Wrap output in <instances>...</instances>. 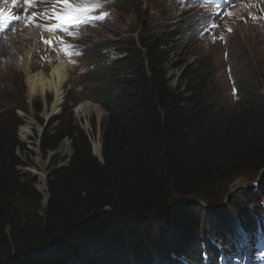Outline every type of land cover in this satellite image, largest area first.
<instances>
[{
    "label": "trees",
    "instance_id": "1",
    "mask_svg": "<svg viewBox=\"0 0 264 264\" xmlns=\"http://www.w3.org/2000/svg\"><path fill=\"white\" fill-rule=\"evenodd\" d=\"M171 37L125 38L120 59L88 62L81 96L105 112L100 159L69 109L39 122L43 155L71 146L65 164L53 161L45 204L19 172L31 152L16 108L0 113V264H264V240L250 239L264 236V82L235 84L237 112L214 96L207 68H185L171 87ZM239 177L257 179V193L205 203Z\"/></svg>",
    "mask_w": 264,
    "mask_h": 264
},
{
    "label": "rangeland",
    "instance_id": "2",
    "mask_svg": "<svg viewBox=\"0 0 264 264\" xmlns=\"http://www.w3.org/2000/svg\"><path fill=\"white\" fill-rule=\"evenodd\" d=\"M117 2V0H100L95 3L98 7L107 9L113 7L109 10L111 14L108 16L109 21L102 25L108 26L109 29L101 35L94 37V33H90L96 29H87L80 36L77 34L71 36L68 32L61 31L57 34L64 46L63 54L66 46L72 49L71 54H64L63 57L48 56V51L42 50L41 44L35 47L32 41L29 47L28 41L21 43L25 47L20 54L24 55L25 51L32 49V58L29 61L31 71L34 73H45V75L50 73L49 71L59 65L57 64L59 57L67 63V79L61 89L59 106L54 112L51 111L53 101L51 94L48 96L38 94L35 98L28 99L25 75L17 67L16 58L7 54L5 60H0V113H8L16 108L15 114L21 119V125L17 128L18 139L31 152L26 158L25 155L22 157L27 162H25L26 167L20 168L19 172L36 180L35 188L44 196L43 204L46 201V180L53 167V161L57 157L59 165L65 164L64 160L71 154V146L68 140H64L55 152L43 155L38 149V136L43 129L39 122L45 126L53 116L60 114L61 109H69L77 125L86 132L93 153L95 143L100 142V124L105 112L98 105L81 96L83 74L88 60L98 58L101 49L107 52V59L115 56V51L111 47L113 41L136 38L139 35L171 33L173 41L167 45L170 52L167 62L169 85L174 87L178 83L185 68H190L192 71L202 68L214 71L210 88L216 98L227 100L229 111H238L235 84L239 80L249 78L259 83L264 82V13H262L264 0H236L228 12H225L226 9L217 11L213 7L209 10L193 7L190 11H186L187 8L179 3L181 0H129L127 4L129 7L121 11L114 5L118 4ZM211 4H207V7ZM254 10L257 13L253 12ZM220 13L222 16L219 15ZM212 14L216 18H213ZM241 19L244 21H240ZM6 32L7 30L4 29L1 34L3 39ZM186 38L188 39L184 44H179ZM5 48L0 45L2 54ZM75 48L86 51L83 58L75 54ZM41 54L44 56L38 58ZM4 66L6 67L3 68ZM261 89L264 92V87ZM4 100L8 101L7 105ZM80 105L87 106L89 112L79 116L76 109ZM38 107L41 108V112L36 115L35 109ZM28 121H30V133L27 139L23 140L20 130ZM255 189V181L244 177L226 179L212 190V197L205 203L221 206L225 204L226 197L240 190L254 192ZM206 204L204 206H207ZM261 205H264V202H261ZM207 231L204 225L202 232ZM202 238H205V234H202ZM263 240L264 236L258 235L255 236L254 243L258 244ZM163 244L167 246L168 239H163Z\"/></svg>",
    "mask_w": 264,
    "mask_h": 264
},
{
    "label": "bare ground",
    "instance_id": "3",
    "mask_svg": "<svg viewBox=\"0 0 264 264\" xmlns=\"http://www.w3.org/2000/svg\"><path fill=\"white\" fill-rule=\"evenodd\" d=\"M57 1L58 0H42V1L41 0H30L31 6H29V3L26 2V0H17V5L13 7L12 0H0V9H3L5 13L11 12L13 16H19V17L24 18L21 25L19 26H18L17 21L13 19L6 22L9 26V29H7L6 34H4L5 39L0 37L1 47L3 48L6 47V48L3 54L0 52V60H5V58L8 55L16 58L15 61H16L17 67L21 69L23 74L25 75V83L28 88L27 89L28 99L35 98V96L38 94L42 96H48L49 94H51L53 96V101L51 104L52 112L56 111L59 106L61 89L67 79L68 66H67L66 61L59 58L60 60L57 63L59 65H56V67H54L53 70L51 68L52 71H49L50 73L46 75L45 73L44 74L34 73L31 71L30 61H29V59L32 58V53H31L32 49L30 48L29 51H25L24 55L20 54V51L24 49L25 47L21 45V43L23 42L28 41L29 47H30V45L32 44V41H34V43L37 41H40V42L44 41V36L42 34V28L37 26L31 20H29L28 17L30 18V16H32L33 13L37 11L40 12L44 6H47V7L56 6ZM63 3L65 4L59 5V6H64L62 8L65 11L69 9L68 7L69 5H71L72 8L93 6V5H86L85 0H67V2L64 1ZM185 4H188L187 6H190L191 2L185 3ZM261 7H263V4H261ZM253 12L257 13L256 10H254ZM262 13H264V11ZM184 24L186 25L187 22L185 21ZM15 25L17 26L16 31L14 32V34H11L10 31ZM108 29H109L108 26H101L100 29H96L95 31H90V33L91 34L94 33V37H95L98 34L101 35L103 32H105ZM20 33L21 34L25 33L26 35L22 36L20 35ZM46 50L48 51V48H46ZM49 54L50 56L58 55V52L49 51ZM42 56H44V54H41L40 56H38V58ZM34 67L37 68V66H34ZM87 108H88L87 106L80 105L77 107L76 112L79 116H82L89 112ZM29 123L30 121L26 122L25 125L20 130V135L23 140H26L30 133ZM93 154L94 156L98 158L100 157V142L99 141H97L94 145ZM202 206L204 207V204H202ZM243 250L247 251L246 245H244Z\"/></svg>",
    "mask_w": 264,
    "mask_h": 264
},
{
    "label": "snow or ice",
    "instance_id": "4",
    "mask_svg": "<svg viewBox=\"0 0 264 264\" xmlns=\"http://www.w3.org/2000/svg\"><path fill=\"white\" fill-rule=\"evenodd\" d=\"M26 2L29 3V6H31L30 0H26ZM65 2H67V0H65ZM12 5L13 7H15L17 5V0H12ZM69 7V11L63 15H57L56 19L60 20L62 23H67L68 19L67 18H72L75 19V13L77 12H88L90 11V9L88 8H77V9H73L71 7V5L68 6ZM33 15H35V13H33ZM11 19H19L18 16H13L11 14V12L5 13V11L3 9H0V23H6L7 21L11 20ZM246 242V240H245ZM261 255H264V253H262Z\"/></svg>",
    "mask_w": 264,
    "mask_h": 264
},
{
    "label": "clouds",
    "instance_id": "5",
    "mask_svg": "<svg viewBox=\"0 0 264 264\" xmlns=\"http://www.w3.org/2000/svg\"><path fill=\"white\" fill-rule=\"evenodd\" d=\"M123 39H125V38H123ZM131 39H133V38H131ZM119 40H122V39H119ZM99 106V105H98ZM100 107V106H99Z\"/></svg>",
    "mask_w": 264,
    "mask_h": 264
},
{
    "label": "water",
    "instance_id": "6",
    "mask_svg": "<svg viewBox=\"0 0 264 264\" xmlns=\"http://www.w3.org/2000/svg\"><path fill=\"white\" fill-rule=\"evenodd\" d=\"M100 151H101V148H100ZM46 202V201H45Z\"/></svg>",
    "mask_w": 264,
    "mask_h": 264
}]
</instances>
